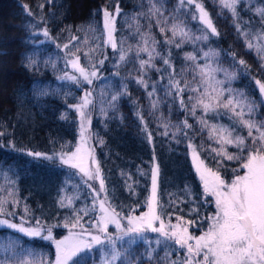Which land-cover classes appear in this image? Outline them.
Masks as SVG:
<instances>
[{
	"label": "trees",
	"instance_id": "obj_1",
	"mask_svg": "<svg viewBox=\"0 0 264 264\" xmlns=\"http://www.w3.org/2000/svg\"><path fill=\"white\" fill-rule=\"evenodd\" d=\"M201 1L221 36L222 48L230 49L244 60L254 79L264 82L262 61L255 49L250 50L246 46L244 36L236 30L237 22L249 32L264 28L257 14V9H264V0H241L242 7H237L238 21L232 18L227 9L221 8L219 0ZM24 5H28L34 15L29 16ZM154 5L162 9L161 19L166 17L169 27L175 16L177 23L183 22L187 30L199 35L200 26L189 14L193 7L186 6L174 12L178 0H52L51 3L49 0H0V132L4 133L0 136V198L7 197L5 208L9 212L18 214L25 221H41L48 226L64 228L65 223H69L70 227L73 208H90L92 204L88 185L71 170L30 160L8 149V145H3L4 141H14L28 149L52 154L71 152L77 144L79 120L71 105L76 104L82 95L67 79H61L62 67L51 49L34 43V33L41 24L56 42L68 44L69 48L75 44L80 49L76 55L80 57L82 66L92 70L95 63L96 70L105 75L94 83L93 141L107 195L117 210L131 215L146 212L144 206L151 190V167L157 164L159 197L164 205L165 217L171 213V216L179 215L200 223L202 217L211 214V206L204 203L202 189L182 137V115L173 96L165 95L167 74L164 80H160L159 73L148 71V90H151L153 83L156 85L155 95L149 98L147 90L137 83L141 73L134 51L141 43L138 26L140 32H150L160 42L157 44L158 50L165 54L171 52L177 72L191 63L184 59L185 53L196 55L197 63L203 66L206 63L203 53L208 52L209 46L204 41L185 42L181 48L165 45L166 36L160 33L156 26L157 16L151 11ZM117 6L121 9L117 16L122 27L120 39L125 41V47H133L126 62L119 61L117 54L110 53L108 46L92 51L95 44H102L99 37L102 33L103 9L114 12ZM89 28L96 31L91 32ZM74 35L81 39L72 41ZM167 37H171L170 31ZM252 43L255 45L259 42L253 39ZM214 47L207 63L212 68L221 69L214 73L216 80L224 82L217 87L224 90L225 97L243 93L244 96L238 98L257 106L252 118L257 122L264 121V102L255 85L247 84L243 77L236 75L234 79H228L226 72H233L217 56H213L216 53ZM84 53H89L91 59ZM27 56L38 61L36 67L27 66ZM104 56L107 59L101 66L98 61ZM141 57L147 58L144 53H141ZM156 65L161 69L164 67L159 60H156ZM112 73H117V77ZM113 95L117 96L115 101L112 100ZM152 100L158 101L155 108L151 107ZM217 113H209L205 117L209 124L233 126L234 118L229 119L230 113L223 108H218ZM201 115L202 111L197 109V116ZM192 122L198 133L195 142L204 153H209V148L218 144L208 138V128L202 130L196 118L192 117ZM235 127L239 134L247 136L246 129L238 124ZM148 132L152 134L151 143L147 139ZM165 132L168 135H164ZM101 140L103 143H100ZM227 150L230 153L237 151L234 147ZM208 157L210 159V155ZM213 162L216 163V159ZM221 171L230 178L234 170L223 168ZM9 191L14 192L19 201L16 206L12 204V197L8 196ZM68 199L72 200L71 207L67 206ZM61 200H64L65 206H61ZM173 200L177 202L171 203ZM133 208L137 210L130 212ZM94 216L97 215L89 213L81 223L84 225ZM6 236L11 240H6ZM158 238L146 234L136 238L128 253L133 258V264H168L169 259L176 258L175 246L171 241L158 246L155 243ZM128 240L129 237H125L123 241H117V248H127ZM26 242L24 236L0 230V260L13 254L28 259L41 254L43 263L55 259L53 244L35 241L30 245ZM99 249L100 246L94 249L88 264H102L103 254ZM108 250L105 244L103 251ZM166 251L170 253L167 258ZM29 252L33 256L29 257ZM149 252L152 254L151 260L148 259ZM78 258L73 257L69 264H74ZM117 264H124L123 258Z\"/></svg>",
	"mask_w": 264,
	"mask_h": 264
},
{
	"label": "snow or ice",
	"instance_id": "obj_2",
	"mask_svg": "<svg viewBox=\"0 0 264 264\" xmlns=\"http://www.w3.org/2000/svg\"><path fill=\"white\" fill-rule=\"evenodd\" d=\"M52 0H49L51 3ZM221 8L227 9L235 21L240 19L237 7H242L241 0H219ZM194 5V10L189 14L193 21L198 22L202 27L198 29L199 35L187 30V26L183 22H176L173 16V23L169 27L168 19L163 17L161 8L155 5L151 9L154 15L157 16L156 26L160 33L165 35V45H174L176 48H181L185 42L207 41L209 36H218L219 33L213 23V19L209 11L205 8L201 0H178V7L174 12L184 9L186 6ZM29 16L34 15L28 5L23 6ZM43 7V6H41ZM121 9L117 6L114 12L107 8L103 9L102 33L99 39L102 44H95L92 51L101 48L102 46H110L117 54L119 61L126 62L128 53L133 51L132 45L125 47L123 39H117L116 17ZM257 14L261 17L260 23L264 25V9H257ZM236 30L244 36L246 46L251 50L255 49L257 55L262 61L261 67H264V28L259 31L253 30L249 32L243 30L239 23H236ZM89 31L95 32L96 29L89 28ZM171 32V37H167V33ZM140 41L135 47V57L139 63V76L137 83L147 90L149 98L156 93V85H151L149 89L148 79H146L148 71L152 70L159 73V79L164 80L167 74L165 85V95H172L173 100H178L179 106L189 113L193 118L201 124L203 128H208V138L214 140L219 145L218 148H212V152L217 157L227 160L239 161V170H234L235 175L231 180L223 178L219 171L205 165L200 159L197 149L189 143L188 147L192 150L193 164L199 175V179L203 185V194L205 198L211 197L209 203L214 204V212L206 216L207 227L196 235L190 232L189 228L196 225L194 220H185L182 216H176V223L171 222V213L168 214V220H165L163 212L164 205L159 197L158 175L159 166L153 164L151 167V190L146 198L147 211L139 215H131L122 213L117 210L107 195L105 180L101 175V169L96 162L93 150L86 148L88 137L85 136L86 122L90 123V115L84 111L91 104V93L85 94L79 105H76V110L81 118V143L76 148L75 152L61 153L60 160L63 164L77 169L87 180H98L99 189L88 185L92 189L93 197L91 207L81 209L73 208V219L70 222L69 235L62 240H54L56 247L55 264H69L73 257H79L74 264H88L92 258L94 249L100 246V251L103 254L102 264H117L123 258L124 264H133V258L128 255L131 245L136 243L137 237H142L146 232L158 234L156 245L162 242L171 241L178 246L182 252H177L178 259H169L168 264H264V121L257 122L253 119V113L256 110V105L247 101L244 102L238 97H243V93H238L237 96H224V90L217 87L224 82L216 80L214 73L221 71L219 68H212L207 60L209 52H204L203 56L206 63L201 66L197 63V56L192 53H185L184 59L191 62L190 65L182 66L177 72L172 60L171 52L165 54L157 49V44L160 42L154 36L148 33L140 32L137 27ZM43 36L51 39L47 28L43 30ZM177 36L180 37L177 40ZM81 39L79 36H72L71 40L76 41ZM259 41L253 44L252 40ZM60 47V45H57ZM63 48L69 50V54L75 58L68 62L71 67L79 73V76L71 75L61 77V79H69L79 84L81 79L86 84H92L93 79L97 77L96 64H92V71H87L80 64V57L75 55L80 51L75 44L69 48L68 44H64ZM141 53L146 54L147 58L141 57ZM86 57L91 59L89 53H84ZM103 56V54H101ZM218 53H213V56H218ZM234 56V54H233ZM27 66L36 67L38 61L32 56L25 57ZM106 56L101 58L99 65L104 64ZM156 60H159L163 65V69L157 67ZM241 66L247 67L244 60H239ZM190 77V78H189ZM228 79H234L235 73H227ZM255 83L259 86V93L264 96V83L256 80ZM231 92V90H229ZM187 101L185 100V94ZM117 99L116 95L112 96V100ZM158 101L152 100L151 107L155 108ZM218 108H223L226 113H230L229 119L234 118L232 127L224 125L209 124L205 117L209 113H217ZM197 109L203 113L197 116ZM143 120V116H141ZM238 124L241 128L246 129L247 136L239 134L235 125ZM167 127V125H165ZM184 128H192L187 119L183 121ZM145 131L147 129L145 128ZM236 133L233 135V133ZM168 135L167 132L163 133ZM4 133L0 132V136ZM175 133L173 136L175 137ZM187 136V133H185ZM149 143L152 142V134L147 133ZM100 143H103L101 140ZM231 146L237 149L235 153L228 152L227 148ZM28 156L34 158H42L51 160L52 156L40 152H27ZM155 161V155H153ZM221 161H218L220 163ZM90 164L95 165L94 170ZM145 174V173H142ZM146 175V174H145ZM101 194H104L101 196ZM8 196L12 197V204L16 206L19 201L15 198V193L9 191ZM173 200L171 203H176ZM8 204L7 197L0 198V216L15 215L9 212L5 205ZM61 206L64 205V200H61ZM67 206H72V200L68 199ZM137 209H130V212H135ZM28 212L27 206L24 209ZM99 213L98 216L89 219L86 223L90 227H85L81 221L84 216L89 213ZM196 211V209H193ZM126 220V225L122 221ZM22 221L21 224L13 223L7 219H0V225L6 226L8 229H13L19 233L29 237L41 236L42 226L37 221L36 227H25ZM109 225H114L119 235L113 237L109 233ZM65 227H69V223H65ZM79 228L78 233H73L72 229ZM125 237H129L128 247L123 249L117 248V241H123ZM42 239L52 240L51 227L47 229V235L42 236ZM107 244L108 251H103ZM83 254V255H81ZM31 257L33 254L28 253ZM170 253L165 252V257H169ZM182 257V258H180ZM148 259H152L151 252L148 253ZM0 264H42L40 259H28L25 257H17L15 254L6 256L0 260Z\"/></svg>",
	"mask_w": 264,
	"mask_h": 264
},
{
	"label": "rangeland",
	"instance_id": "obj_3",
	"mask_svg": "<svg viewBox=\"0 0 264 264\" xmlns=\"http://www.w3.org/2000/svg\"><path fill=\"white\" fill-rule=\"evenodd\" d=\"M190 7H193V9H194V5H192ZM213 23H214V21H213ZM198 25L200 26V28L202 27L199 23H198ZM116 27H117V32L115 33V36L117 37V39H120L121 32H122V27L120 25V22H119L118 17H116ZM44 29H45V26H43L41 24H38V30L34 33V43L36 45H44L46 47H49L51 49V52L57 56V59L59 60L60 65L62 67L63 77L71 76V75L79 76V73L76 72L71 67V64L68 62L70 59H73L75 57L69 54V50L68 49L63 48L62 43L56 42L52 37H51V39L44 37L43 36V30ZM211 42L214 43V45ZM204 43L207 46H209V49H207L208 47H206V49H207V51L209 53L211 51V48L214 47V46H216L214 48L216 49V53L219 54L217 56L218 60L221 61L224 66H228L229 67L228 69L230 71L234 72L235 75H236V77H238V78L243 77L246 80V83L247 84H251V85L254 84L255 87H256V90L259 93V86L255 83V81L258 80V79H254V77H253V75L251 73V69H250L249 65L245 62V64H246L247 67L241 66L238 63V61L241 60V59L235 53H233L228 48H225V49L222 48V46H221L222 40H221L220 34L218 36H209V39L207 41H204ZM57 45H60V47H57ZM108 48L110 50V53L114 52L110 46H108ZM233 54H234V56H233ZM80 64L82 66L81 59H80ZM83 67H85L86 70L89 71V72L93 70V69L92 70L88 69L86 66H83ZM112 75L115 76V77H117V73H112ZM104 77H105V75L104 74H100L99 70H97V77L93 79L92 84H86V83L83 82L82 79H81V81H80L79 84L73 82L72 80L67 79L68 80V83H70L71 85H74L76 87V89L80 92V94L82 95L79 98V100H78V102L76 104L71 105V108L74 110L75 115L77 116V118L79 120L78 140H77L76 146L74 147V149L71 152H75L76 148L81 143V136H80V132H81V128H80L81 118H80L79 112L76 110V107L75 106L76 105H79L81 103V101L83 100L85 94L88 93V92H90L91 93V97H90L91 104L89 105V107L87 109H84V111H86L90 115V118H91L90 119V123L86 122L85 136L88 137V142L85 145V147L86 148H90V149L93 150V154H94L95 159H96V162L98 164H99V162H98V158L96 156V152H95V148H94L93 129H92V126H93V115H94V109H95V100H96V98H95L96 95H95V90H94V83H95L96 80H99L100 81ZM119 77H120V75H119ZM262 83H264V82H262ZM187 94L188 93L185 94V100L186 101H187V96H186ZM259 95L261 96V98L263 99V102H264V96H262L260 93H259ZM176 106L178 108V111L182 115L181 121H180L181 122L182 137H183L184 142H185V145H186V147L188 149V154H189V158H190L191 164L193 166V170H194L195 175H196V177H197V179H198V181L200 183V186H201V189H202V195H203L204 203H205L206 206H211V214H212L214 212V210H215L214 209V204L208 202V201H211V199H212L211 197L205 198V196L203 194V185H202V182L199 179L198 173L195 170V166L193 164L192 150L188 147L189 143H191L197 149V152H198V154L200 156V159L204 161L205 165L208 166V167H210V168H212L213 170L219 171L220 175L223 178H225L226 180H231L234 177L235 172L233 171L232 172L233 174L229 178V177H225L224 174H223V172L221 170L223 168H226V170H239V164L238 165L236 164L239 161H236V160H227V159H223L221 161V158L220 157H217L215 153L211 154L210 153V152H212L211 149L212 148H218L219 145L212 146L211 148H209V150H210L209 153H204L203 150L200 148L199 144L197 142H195L196 139H197V137H198V133H197L196 129L194 128V123L192 122L191 115L189 113H187L186 111H184L179 106L178 100H176ZM214 116H216V115L214 114ZM185 119H187L188 123L193 126L192 128H184L183 127V121ZM185 133H187V136H185ZM3 145H8V147H7L8 149L17 151L18 153H21V154L25 155L30 160H34V161H37V162L47 163V164L54 165V166H57V167L69 169V170L72 171V173H74L75 175H77L78 177H80L83 183H86L87 185H90L91 184L96 189H99V181L98 180H92V181L87 180V178L86 177H83L82 174L79 173L77 169H74V168L70 167L69 165L63 164L61 162V160L59 158L60 157V154L61 153H70V152L63 151V152L52 153V154L45 153V154L53 157V159L47 160V159L34 158L32 156H28L27 155V152L28 151H32V152H39V151H35V150L28 149V148L23 147L20 144L14 142V141H4L3 142ZM229 147H231V146H229ZM40 153H43V152H40ZM208 155H210V159H208L209 158ZM214 159H216V161H217L216 163L213 162ZM218 161H221V162L218 163ZM233 164H235V165H233ZM90 167L94 170L95 165L90 164ZM88 188L90 189L91 198H92L93 197L92 189L89 186H88ZM103 195L104 194H101V196H103ZM144 207L146 208L145 211H147L146 204H145ZM140 214H142V213H140ZM95 215H97V216L99 215L98 211L95 212ZM205 217L206 216L202 217L200 223H196L195 226L190 227L189 228L190 232H192V233H194L196 235L201 234V232L203 230H205L206 227H207V221L204 219ZM0 219H7V220H10L13 223H17L18 225L21 224L22 221H25V220H23L16 213H15V215L0 216ZM165 220L167 222L168 216L165 217ZM39 222H40V226H42V233H41V236H37V237L25 236L24 234L19 233V232L13 230V229H8L6 226H3V225H0V230L5 229L6 231L8 230L10 233H14L17 236H19V235L24 236L25 239L27 240L26 243H28L30 245H32L31 242L41 241L43 243L53 244L55 246V244L53 243L54 240H62V239H64L65 237H67L69 235L70 227H64V228H61L60 226H54V227H52V226L46 225L45 223H43L41 221H39ZM171 222L172 223H176V216H171ZM122 223L126 225L127 221L124 220V221H122ZM24 226L25 227H36L37 226V221H26L24 223ZM84 226L85 227H90V225H88L87 223H85ZM49 227H51V232H52V238L53 239L52 240L42 239L41 238L42 236H46L47 235V229ZM72 231H73V233H78L80 231V229L79 228L72 229ZM108 231H109V233H111L113 235V237L119 235V233L116 231L114 225H109ZM144 234L158 236L157 233H152L150 231L149 232H146ZM5 239L6 240H11V238H9V236H6ZM172 246H175V248H174L175 253L182 252V250H180L178 248V246L174 245L173 243H172ZM55 249H56V247H55ZM34 258L41 259V254H37L36 256H34ZM180 258H182V257H180ZM175 259H178L177 255H176V258ZM42 264H55V259L52 260V261L51 260L45 261L44 263L42 261Z\"/></svg>",
	"mask_w": 264,
	"mask_h": 264
}]
</instances>
